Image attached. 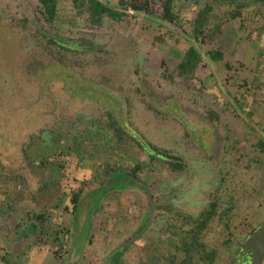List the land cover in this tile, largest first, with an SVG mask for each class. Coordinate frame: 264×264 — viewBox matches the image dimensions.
I'll list each match as a JSON object with an SVG mask.
<instances>
[{"label":"rangeland","instance_id":"rangeland-1","mask_svg":"<svg viewBox=\"0 0 264 264\" xmlns=\"http://www.w3.org/2000/svg\"><path fill=\"white\" fill-rule=\"evenodd\" d=\"M98 1L123 11L119 0ZM144 1L151 13L129 8L119 20L103 16L94 24L73 0H56L49 22L38 0H0V257L12 259H1L5 264H66L71 254L75 264H170L160 254L178 245L180 235L160 212L139 240L113 251L143 225L146 200L136 180L156 205L169 200L181 215L197 218L211 202L227 207L235 236L264 220V149L257 144L264 142V2L246 5L206 47L193 39L194 17L208 2L216 12H225L224 5L172 0L177 23L168 24L158 16L164 0L136 3ZM23 15L28 24L17 23ZM51 38H82L100 48L76 51ZM189 46L202 61L183 79L176 66ZM209 49L223 61L211 60ZM102 85L144 106L134 121L124 119L137 141L110 124L108 112L120 103ZM143 93L154 100L153 115ZM190 134L199 147L183 141ZM168 155L180 159L182 170L171 168ZM80 190L76 204L70 202ZM30 213L45 220L47 232L28 221ZM220 220L211 221L205 245L234 264L236 250L223 247Z\"/></svg>","mask_w":264,"mask_h":264},{"label":"trees","instance_id":"trees-1","mask_svg":"<svg viewBox=\"0 0 264 264\" xmlns=\"http://www.w3.org/2000/svg\"><path fill=\"white\" fill-rule=\"evenodd\" d=\"M38 1L41 5L40 12L42 13V16H45L48 22L52 21L56 15V5H57L56 0H38ZM214 1L219 2V4L221 5H224L225 12H216L214 8V4L208 2L206 5H204L202 8H200L197 11L193 20L192 36L194 41H196L201 46L203 45L206 47L209 46L212 40H214L217 36L222 34L223 28L226 26V24L231 19L233 20L236 17H238L240 15V11L244 9L246 5H248L242 2L241 3L235 2V0H214ZM136 2L137 0H119V5L123 8V11L131 8L133 11H143L145 13L152 12L149 8L150 6L147 4L146 1L140 4H137ZM73 3L78 9L86 8V10L90 15V21L94 24H98L103 16H107L112 20H119L122 16H124L123 11H116L111 8H108L98 0H73ZM217 13H221L222 16L219 17ZM158 16H160L164 20H167L170 23L173 24L177 23L176 16H174L173 13L172 0H164L161 6V11L158 14ZM156 40L162 41L160 37H157ZM48 41L50 43H55L56 40L51 38ZM61 44L68 46L72 45L69 43H61ZM74 47L76 51L77 50L79 51L78 45H74ZM61 48L67 49L63 46ZM206 54L213 61L216 62L223 61V55L217 49H213V50L209 49L206 51ZM201 59L202 58L198 50H196L193 46H189L184 52L182 59L179 61V63L176 66L177 75L179 77H182L183 79H190L194 75L198 65L201 64L202 61ZM224 67L227 70H230V66L228 64H225ZM87 99H90V97ZM131 115L132 112L130 113L128 119L131 118ZM125 117H123V119ZM208 117H210V119L213 118L214 120H217L218 118L217 114H215L213 111L208 112ZM107 119L112 122L110 123L112 125H118L119 128L123 126V124L119 123L118 120L117 121L115 120L116 118L110 111L108 112ZM119 128L117 132L120 131ZM125 133L126 132L124 131L123 133L121 132L120 134L121 136H123V134ZM263 143L264 142H262V140H259L257 143L258 146L261 148V150L264 149ZM160 156L162 157V155ZM167 158L169 160H172L170 161V166L173 170H178V171L182 170L183 163H181L179 158L172 155H168ZM171 163L173 164L171 165ZM260 167L264 168V165H260ZM137 169L138 166H135V170ZM134 175L133 177L135 178L136 176ZM81 194H82V190L78 191L77 194H74L71 197L70 202L72 203L74 202L76 204ZM158 208L160 209V211H162L164 209L168 210L169 207L167 206L166 208L163 204ZM226 208L225 209L222 208V210L219 211L217 208V204L215 202H211L210 204H208V209L200 213L197 218H191L184 222V225H188V229L183 232L181 231L182 232L181 235H183L182 239L180 240L181 243L180 244L178 243V246L172 245L173 248L170 251L169 250H167V252L164 251L165 254L163 252V254H160V256L169 259L170 264H224L217 259V253L215 249L213 248L206 249L204 238L207 234L206 231L209 230L210 228L209 226L211 221L215 217L220 216L222 218V221H224V223L225 222L227 223L228 211ZM31 215L32 213L28 214V218H29L28 221L33 222L34 220H37L39 223L38 226L40 231L42 233L47 232V230H43L41 228L43 226V224L41 223H45V220L43 221L41 219V216L32 215L33 217H31ZM177 229H180V227H177ZM173 230H176V228H173ZM54 237H56L57 239L58 233H55ZM60 244H62V242ZM117 253H119V251ZM55 255H58L57 251H55ZM179 257L181 260L179 259V261H177ZM115 264H121V262L118 261L117 263L115 260Z\"/></svg>","mask_w":264,"mask_h":264},{"label":"flooded vegetation","instance_id":"flooded-vegetation-1","mask_svg":"<svg viewBox=\"0 0 264 264\" xmlns=\"http://www.w3.org/2000/svg\"><path fill=\"white\" fill-rule=\"evenodd\" d=\"M250 1H252V3H250V4H248V6H251L253 3H263L264 2V0H250ZM258 1V2H257ZM246 4V3H245ZM23 20H17V23L18 24H21V23H26V24H28V22H29V19L26 17V16H24L23 15ZM21 22V23H20ZM37 24H34V26H35V28L38 30V27L36 26ZM39 31L43 34V30H41V29H39ZM53 39H55V40H57L56 38H53ZM59 39V38H58ZM58 41V40H57ZM59 41H62V42H65V43H69V44H72V47L73 48H75L74 47V45H78L79 46V50H83V49H87V48H91V47H93V48H96V45H94L93 43L91 44L92 46H90V44H88L86 41V39H82V38H80V39H78V40H73V41H65V40H62V39H59ZM89 41V40H88ZM96 49H98V47L96 48ZM102 87H105V88H108V90H110L111 92H112V94H116L117 95V93H115L111 88H109L108 87V85H102ZM93 93H96V92H93ZM144 94V93H143ZM118 96V101H119V103H120V105H118V107L115 109V111L113 112V111H111L112 112V114L114 115V117L116 118V119H118V121H119V123L121 122V123H124L123 122V115H125L126 116V118H127V120H128V117L130 116V113L132 112V105L130 104V101L128 100V99H124L123 97H119V95H117ZM144 96H145V101H147L148 103L146 104L147 105V107L146 108H148L149 110H153L154 108H152V104H154V100L153 99H151L150 97H148V94L147 93H145L144 94ZM155 113L157 114V111H155ZM119 116H121V118H119ZM131 117H132V115H131ZM119 128V127H118ZM120 129V131H119V134L122 132H126L125 134H128L129 133V135L130 134H133V133H135L136 134V136H137V132H136V130L133 128V127H130L129 125H128V122H127V124L126 123H124L123 124V126H121V128H119ZM136 136H133V135H130V137H132V138H135ZM182 163V162H181ZM137 166V165H136ZM151 191V190H150ZM145 195V194H144ZM151 195H152V198H153V201H154V204H155V208H154V214H153V219H152V221H151V224H152V222H153V220H154V217H155V214H158L159 212L160 213H162V214H166V215H168V217H167V221H168V226L170 227V229H173V228H176L177 229V227H181L182 225H184V222L186 221V220H188V219H191L192 217H190V216H185V215H181V210H175L171 205H170V202H169V200H167L168 202L166 203L165 202V204H164V206L167 208V206L169 207V208H172V209H169L168 208V210L167 209H164V210H162V211H160V209L158 208L159 206L158 205H156V203H155V199H154V195H153V193L151 192ZM136 200L137 201H139V199L138 198H136ZM145 202H144V206L143 207H140V209H141V219H143L142 221H143V225H141L140 226V228L142 227V226H144V224H145V222L147 221V218H148V213H149V203H148V200H147V198H146V195H145ZM217 208H218V210L219 211H221L222 210V207L220 208L218 205H217ZM224 209V208H223ZM158 211V212H157ZM228 213V212H227ZM170 220V221H169ZM184 220V221H183ZM181 221H183L181 224V226H179L178 224L181 222ZM221 221V220H220ZM151 224H150V226H151ZM171 224H173L174 226L173 227H171L170 225ZM221 224L223 225V228H224V230H225V234H226V236H227V238L225 239V241L223 242V247L226 249V250H229V248L233 245V247H234V249L236 250V258H235V262H234V264H250V261H251V257H252V251L249 249V248H247L246 246H245V242H246V240H248L249 238L251 239V240H253L254 238L257 240V237H254V232H256V231H258L260 228H262V227H264V220H262L260 223H258L257 225H254V226H251V224H250V226H248V227H245L244 229L242 228V232L239 234V236H235L233 233H231L232 231H230V226H231V222H230V220H229V217H228V220H227V223L225 222L224 223V221H221ZM150 226L148 227V229L150 228ZM247 226V225H246ZM139 228V229H140ZM138 229V230H139ZM147 229V230H148ZM138 230H136V231H134L131 235H130V237L135 233V232H137ZM146 230V231H147ZM178 230V229H177ZM145 233V232H144ZM144 233H143V235H144ZM262 235H261V238H260V241L263 239L264 240V230H262ZM142 236V235H141ZM140 236V237H141ZM130 237H128V239L130 238ZM140 237H138L137 239L139 240L140 239ZM128 239H124L123 240V242H125V241H127ZM137 239H135L130 245H132L133 243H135L136 241H137ZM186 240H187V238H186ZM175 245V244H174ZM221 245V244H220ZM176 246H178V245H176ZM125 248H128V246L127 247H125ZM208 247L206 246V249H207ZM216 251V250H215ZM217 253V252H216ZM8 255H1V259L2 260H5L4 258H9V260H12L11 258H10V256L9 257H7ZM217 257H218V254H217ZM162 259L164 260V261H166L167 259L166 258H164V257H162ZM121 261V260H120ZM260 264H264V252H263V254L261 255V259H260Z\"/></svg>","mask_w":264,"mask_h":264},{"label":"water","instance_id":"water-1","mask_svg":"<svg viewBox=\"0 0 264 264\" xmlns=\"http://www.w3.org/2000/svg\"><path fill=\"white\" fill-rule=\"evenodd\" d=\"M164 23H168L171 24L170 22L166 21V20H162ZM45 33V32H43ZM46 34V33H45ZM59 41V40H58ZM88 44H92L91 41H86ZM61 43H65L62 42ZM100 48V46L96 45V48ZM196 50H198L195 46H193ZM199 52V51H198ZM200 53V52H199ZM228 103L233 104L232 99H227ZM119 177L121 175H118ZM136 179H134L135 181ZM136 186L138 187V185H140L141 190L144 192V194L146 195V198L148 200L149 203V213H148V218L147 221L145 222L144 226H142L137 232H135L127 241L122 242L121 244H119L118 246H116V248L113 250L114 252H118V250L125 248L127 246H129L135 239H137L138 237H140L141 235H143L144 232H146V230L148 229V227L151 224V221L153 219V214H154V208H155V204L151 195V191L149 190V187L145 184V183H141L139 180H136ZM126 186V185H125ZM128 186V185H127ZM123 189V188H122ZM262 230H264V227L260 228L258 231L254 232V237H257V240L254 238L253 240H251L250 238L248 240H246L245 242V246L247 248H249L252 251V257H251V261L250 264H260V259H261V255L264 252V240L262 239L260 241L261 235H262ZM76 244V243H75ZM114 252H113V257L114 256ZM73 258H70L69 260H67L66 264H75L77 257L74 254H71ZM107 261V260H106ZM0 264H5L4 261L1 260L0 257ZM103 264H105V260L103 262Z\"/></svg>","mask_w":264,"mask_h":264},{"label":"crops","instance_id":"crops-1","mask_svg":"<svg viewBox=\"0 0 264 264\" xmlns=\"http://www.w3.org/2000/svg\"><path fill=\"white\" fill-rule=\"evenodd\" d=\"M132 114L133 113H135L136 112V114H134V116H133V118L131 117V120L133 119V121H134V119H135V117H137V115L139 114L140 115V112H142V110L144 109V106H142V105H140V104H136V106L135 105H133L132 104ZM136 110V111H135ZM148 112L149 113H151L152 115L154 114L152 111H150L149 109H148ZM177 112H178V109H177ZM179 113V112H178ZM169 115H171V116H173V113L172 114H169ZM123 117H125V115H123ZM184 118H186V117H184ZM124 119H126V117L124 118ZM123 119V120H124ZM205 119H203L202 117H200L199 118V121H202V124L203 125H205V124H207V125H205V127H206V130L209 128V127H211L210 126V121H208V120H205ZM124 123H125V120H124ZM174 125V124H173ZM180 126L181 127H185V128H187V126L185 125V123L183 124V122H180ZM188 130V129H187ZM206 133H208V132H205V134ZM211 135H213V134H211ZM183 136H184V134H183ZM138 138V137H137ZM136 139V138H135ZM180 139V138H179ZM179 139H177V140H179ZM207 140L209 139L208 137L206 138ZM137 141V140H136ZM184 142L185 141H187V142H191V143H193V144H195V143H197V141L195 140V137H193L191 134L189 135V136H187V137H185L184 138V140H183ZM178 144H181V143H179L178 142ZM142 145V144H141ZM143 146V145H142ZM196 147H199V145H198V143L196 144ZM198 150H199V148H198ZM147 152H148V150H147ZM200 153H202V154H204V150H201L200 151ZM154 154V153H153ZM153 156V155H152ZM1 227V226H0ZM18 227V225L16 226V228ZM188 229V225H182L181 227H180V229H178L177 230V232L179 233V235H180V237L178 238L179 239V241H178V243L180 244L181 243V239H182V237H183V235H181V233L183 232V231H185V230H187ZM174 232H176V230H173ZM182 231V232H181ZM21 235V234H20ZM19 235V236H20ZM41 263H43V260H41V262H40V264ZM59 264H60V262H59Z\"/></svg>","mask_w":264,"mask_h":264}]
</instances>
